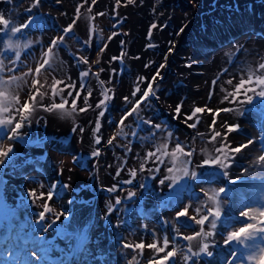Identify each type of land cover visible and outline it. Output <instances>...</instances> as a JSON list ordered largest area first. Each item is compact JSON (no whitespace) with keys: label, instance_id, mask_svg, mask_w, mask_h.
Masks as SVG:
<instances>
[{"label":"bare ground","instance_id":"bare-ground-1","mask_svg":"<svg viewBox=\"0 0 264 264\" xmlns=\"http://www.w3.org/2000/svg\"><path fill=\"white\" fill-rule=\"evenodd\" d=\"M66 1L68 2V4L71 2L73 6V4H75L78 0L77 1L66 0ZM123 1L124 3L126 2V0H123ZM189 2H195L196 7L197 6L199 7L200 17L199 18L197 17L195 21H192L193 11H192V8H190L189 6ZM102 3L105 6L107 5V2L105 0H103ZM123 7L124 8H122L121 10H118V14L121 12L122 18L119 17L120 18L119 19L117 15V21L114 27L111 29H107L105 31L104 33L105 39L101 40L100 45H98L97 49L95 50L93 49L95 52V55H93V53H90V52L85 53L83 49L79 48L81 46H77L81 52V56H86L90 62H91L92 57H94L93 58L94 62L97 61V59H99L100 61V63L98 64L96 63V65H99L98 67L96 65L94 67H91L90 62H89V65H84L85 68L87 69L90 66L92 68V71L95 72L99 68L103 67L105 71L101 73V77L108 80L110 77V74L114 71V63H112V59H111L112 56H115V55L119 56V54L123 52L125 56H127V61H126L128 65V73L126 74L127 78L126 77L124 78L125 79L124 85H121V87L117 88L116 83L111 84L110 86L113 88H116L117 91L121 92L122 95L131 97V92L134 89L137 77L146 76V77H149L150 79L151 76L157 70L158 66L164 62V57L167 54V66L164 67L161 71V75L163 76V79L160 80L159 78H157V84L159 85V92H158L159 99L151 98L150 106H147L146 104L141 105V109H143L141 116L145 119L147 118V116L145 115V110H149V111L152 110L155 115L163 116V118H165L168 115L173 117L174 109L177 106V104L180 103L181 101H183V107L181 109V114H180L182 118L184 116V113L190 112L194 106L203 107L207 105L208 107H211L214 109L223 108V107H233L237 109L243 108L244 109L243 116L237 115L235 112L221 113L220 117L217 118V125H216L217 130H221L223 132L224 129L221 128V124L223 122L226 121L229 124H232V123L239 124L240 130L228 135V140L229 142H231L233 147L237 146L240 143H246L249 138H252L255 141H257L256 143H252L248 148L243 149L241 153L236 154L235 163L233 164V167L228 169V172L230 173L233 179L240 180L241 177L243 179L241 180L240 183L236 185H229L227 181L225 180V178L220 176L219 173L217 172L216 178L212 181L211 184L205 183L207 189L219 188L221 186H226V187L231 188L233 190L231 193H229V195L231 196V200L226 205L224 212H225V215H229V214L232 216L238 215L239 214L238 204H239V200L241 197H244L246 199H251L253 197H259L262 194V191H264V164L257 163L258 156L261 154H264V152H262L261 150L260 143H259L260 136L264 134V105H262L258 99L254 101L252 105H231L228 103L221 104L220 99L225 94L224 92L221 91V86L223 85L225 89L231 90L232 86L227 84L228 79H233V83L235 84L237 80L242 75H244V71H242V69L246 70L247 68L251 67L252 69L255 70L257 69L259 63L264 62V39L258 38L257 36L256 38L247 37L243 39L241 43L238 44L237 47L234 50H231L229 53H225L224 50H219L218 52H214L211 54L210 53L205 54V52H203L204 51L203 49H205L204 46L205 45L211 46V42H204L201 37L205 29H207V27H210L212 21L219 22L222 19H224L225 15H228L231 17L233 15L236 16L237 12H239L240 10L252 12L256 17V20H258L259 24L263 25L264 24V0H243V1H240V0H135L134 4H128L126 2V4H124ZM238 7L240 9L239 11H237ZM61 13H62V17L60 18ZM61 13L59 11V13L57 12V15H59L58 18L63 19V21H65V19L70 20V18L76 15L74 11H69V9H63ZM39 15L41 14L39 13ZM53 15H55V12ZM121 19H124V20L121 21ZM152 24H156L157 27L151 28ZM77 27H78L77 28L78 32L77 30L76 32L73 31L75 33V38H72L74 42H75V39L77 41L79 40L78 35H81V34L88 35L87 33L89 31V24H87V20L85 18H82L79 21ZM181 28H183V32L180 31ZM149 32H151L150 39H149ZM41 35L42 36L40 37H42V40H45L47 42V39L50 37V33L48 32L46 33L45 31V33ZM32 37H30L31 42H32L31 46L28 47V50H26V52L23 51L21 55L22 63L18 65H10L11 67L20 68L22 70L20 71L19 69L13 73L6 72L5 73L6 75L20 73L21 76H23L29 67L34 68L36 66V59H38L42 54V45L44 41L42 42V40H38L37 42H33V41H36L37 39L32 41V39L34 38ZM110 37L111 39H109ZM16 40L20 41L17 39V36H15V41ZM121 41H123V46H121V43H120ZM23 42L24 41H22V44ZM25 42H27V40ZM105 43H107V48L101 53L100 48ZM75 44H77V42ZM173 44H174V51L168 54V50ZM148 45H152V47H148ZM59 55L60 53H58V56ZM135 57H140V58L135 59ZM66 60L65 59L62 60V57H61V61L59 59V62L56 65L57 70L55 72V76L57 79L64 78L66 80L67 77H69L70 69L68 66V62ZM153 61L154 63H151L150 67L145 68L146 63L153 62ZM5 63L7 64L8 61L6 60ZM187 65H191V67H188ZM224 69H228V71L224 72L223 71ZM113 76L114 75L111 76L112 81H113ZM217 76H219V79L216 85L213 87L212 81L216 79ZM40 79H41V82L43 83L44 82L43 72H42ZM31 80H32V77L30 76H25L24 79L22 80V86H21L22 88L20 90V96H22L23 100H26V97L28 96L30 92ZM49 80L52 82L51 75L48 76V82H50ZM25 81H27V83H25ZM146 87H147V84L145 83L141 84V93L137 94L136 99L140 98V95L142 94L143 90ZM153 87L155 88L156 85H153ZM210 90L213 91V95H212L211 100L209 101L208 95H209ZM10 91H11V88H10ZM123 105H124V102H123ZM121 107L122 106H120V110L125 111L127 108H130L131 105H127V106L124 105L126 109H123ZM163 112L164 114H162ZM153 113L152 115H149L151 116L149 118L153 122L156 123V121H154V118H152ZM254 114L257 115L256 119H255ZM5 119H7V117ZM74 120L75 119L73 118H64L60 114H57L52 119H48V121H46L44 118H42L40 114L38 113L32 114L30 116V121L34 125V131H32L33 134L31 136V139H29V141L30 140L32 141H30L29 144L35 141V139H37L41 135L42 136L45 135V132L48 135H51L52 137L56 139H60V137L67 138L70 136L73 142H75L76 145H78L80 148L84 150L83 153L86 157L91 155L92 152H94L92 150L95 149L94 146L91 147V142L93 138L94 122H89V121L85 123L76 122L74 124L73 123ZM211 120H212V116L209 115L207 112L204 113L201 117V123L194 129L197 133H204L203 138L199 136L196 137L195 135H193V138H192L193 141H195V139L198 138L197 140L198 144L195 145L197 151L192 157L194 165L204 159V155L202 154L201 149L207 148L209 152H212L214 149V146H218L216 142L207 143V141L210 140V135H211L209 127H208ZM125 122L128 125L132 124L131 127L135 129V131L139 130V128L136 127L135 120L130 123L128 119ZM193 122L194 121H189V123H193ZM80 126H83V132L80 131ZM141 126H143V127H140V132L142 131V134L140 136L138 135L139 139L137 137L136 144L133 147L134 149L131 148L133 149V152L127 151V154H125L126 153L124 152L125 150L119 151L118 149L125 148L123 146L124 144L123 145L122 143L119 144L120 141H113V145H115L114 148L117 149L116 151L112 150L114 152V155L116 156L114 158L115 160H112L113 158L109 157L106 161L105 168L103 169V173L105 177L104 185L106 186V189L113 185H116L120 181L130 178L128 174V169L136 168L138 170L140 163H141L140 158L144 157L147 151L154 150V140L152 141L150 137L147 135H146L147 138L144 136V133L149 128L148 125H141ZM27 127H28V124H26V126H24L23 129L27 130ZM74 127H76V130H77L75 131L76 133H74L73 131ZM257 127L260 128V130L256 129ZM190 129L192 128H188L186 130V135L187 134L189 135V133L191 132ZM22 133H25V132H22ZM3 136H4V133L0 132V139H2ZM163 136H166L165 131H161L159 135V142L161 141V138ZM141 138L143 140L142 141L143 146L140 145L139 147H137ZM131 139L132 138H130L129 142L133 143V141H135V138L132 140ZM175 140H176V137H175V134H173V137L170 141V149L171 147L175 145L176 143ZM219 140L220 138L218 137L217 141ZM24 141L26 142L28 140L25 139ZM125 142H127L128 144V140L124 141V143ZM155 142L159 143L158 141H155ZM127 144L125 143L126 147H127ZM3 145H6V144L3 143ZM33 149L37 150L38 147H35V146L32 148L29 147V150L31 152H33ZM108 150L105 152L102 151L101 156L103 157L105 153L108 152ZM19 151L20 152L24 151V149H21V147L19 146L17 149V152ZM30 151H28V153ZM66 151L67 152L65 154L68 156L63 155L61 156V159L58 155L53 154L50 162H52L53 160V163L55 166L49 163L50 165L49 167H51V169H54L55 173H57L58 171H61L60 172L62 173L61 174L62 175L61 185L68 184L70 186L69 195L71 196L67 195L64 198V203H61V209H59L56 206L57 209L55 208L54 209L55 211L53 210V213H59L60 211L63 210L65 214L68 216V219H65V216H60L59 219L57 220V222H59L60 224H63L64 226L68 223L69 218L73 216L71 212L68 211L69 208L66 205L67 204L66 201H70V200H74V201L81 200V202L85 201L86 197L89 195V192L83 187L86 186L85 184H87L90 179V177L89 179L88 177H86L87 176L86 174L84 175L83 172H80V170H77L71 165L72 159L70 158V156L71 154L72 155L76 154L77 151L74 149H67ZM35 153L39 154L40 151H36ZM83 153L81 155H83ZM56 161L62 163L59 166V168L57 167ZM124 161H126L127 163L125 164ZM18 166H20V163L18 164ZM125 166L126 168H124V170L121 171L120 175L117 177L116 172L118 171V169H123V167ZM155 166L160 167V172H159L160 175L159 177L157 176L156 179L151 178L152 172L145 171L141 173L138 170L136 182H134V184L131 185V187L130 185L121 184L120 187L124 189V191H118L113 194H110L109 192L105 190V193L110 198V196H124V195L127 196V190H135L137 192V198H138L136 199L139 201L146 194V190L148 191L147 186L150 187L151 193L155 190L156 191L162 190L163 192L168 191L167 183L163 186V188H161V186L158 183L159 180L163 178V176L166 174V167L161 166V165L159 166L158 164H154L152 162H148V164L146 165V167L148 168H154ZM244 169H247V171L245 172ZM198 171L212 172L214 170L213 169H198ZM41 178L42 177L39 176V179ZM138 183H144L146 185V189H139ZM39 184H42L40 180H38V182H32V184H28L25 186L21 185L22 187H20L19 189L15 188V190L11 188L13 184L8 189L5 188L6 186L0 185V209L5 208V209L10 210L11 204L18 203V201L20 200L25 202V200L29 197L28 191L32 189H37ZM42 190L47 192V188L45 186ZM136 199L134 198L133 201L127 200L126 202H124L125 207H120V208H126L127 211L130 210L129 212H126V216H127L126 219L121 218L123 221H125L123 226L119 228L115 227V224L117 222V217H118V215L116 214L117 213L116 211H113L116 213L114 216H111L110 219L109 217L105 216L104 218H102V221H101L102 224L105 225L104 226L105 231L107 232L108 235L111 234L115 230V228L118 230L117 235H116L118 243L116 244H119V245L117 246L114 243V245L112 244L111 247L106 249L107 251L106 255H109V256H112L115 250H117L118 255H119L118 258L116 260L115 258H113L114 262L105 263V262H102L104 256H100L97 260L93 258L95 256V254H93L89 257L90 260L87 261V264H126V257L124 253L127 252L130 254L131 249H127V250L122 249V244L124 243L125 240L129 242H136L140 240L142 236H147V239H145V243L147 244L149 242H152L151 236L143 232L139 224L140 221L138 220L139 218L138 214L131 211L133 206H135V204H132V203H134ZM108 201L104 200V203H107V204L111 202L114 203V200L108 199ZM66 206L67 208L65 209ZM73 206H75L74 203L71 204V207ZM102 212H103V215L107 213L104 208H102ZM109 220L112 222L111 224H109ZM171 222L177 227H179L180 233L191 234L190 231H186L183 226L177 224L175 222V219H172ZM127 223H132L130 229H127V226H126ZM125 231L127 232L125 233ZM223 232H224V229L218 227L217 235L215 237L217 246L214 249H210L211 251H214V256L212 258L201 257L199 258V260H197V258L193 257L192 261L189 262V264H225V261L231 258V252L229 248H231L232 246H229V247L224 246ZM31 235L33 237L32 242L34 243L36 236L34 234H31ZM172 239L173 238H171L170 240ZM119 242H122V243L120 244ZM94 243H97V242H94ZM177 243L181 245H187L188 242L179 240L177 241ZM192 244L195 246L196 241H193ZM33 245L36 246L35 244ZM56 249H57V244L51 246V250H56ZM194 250H196L195 247H194ZM150 252L151 250L145 248L144 253H143V259H140L139 257H137V259H140V264H145V262L149 259ZM163 255L164 253L160 254V256H163ZM127 259H131V257L129 256L127 257ZM175 259L179 262V264H184V262L180 258V253L177 254ZM168 264H171V261H169Z\"/></svg>","mask_w":264,"mask_h":264},{"label":"snow or ice","instance_id":"snow-or-ice-1","mask_svg":"<svg viewBox=\"0 0 264 264\" xmlns=\"http://www.w3.org/2000/svg\"><path fill=\"white\" fill-rule=\"evenodd\" d=\"M11 3V0H8ZM59 2V0H57ZM128 4H134L135 0H126ZM41 0H32L30 6L26 9L27 12L31 13L33 9L39 7ZM88 0H84L83 3L79 4L75 9L76 15L73 19V22L70 23L67 27L62 29V34L52 38L47 46L42 45V54L36 59V66L34 68L29 67L28 70L24 73V76L32 77L30 91L26 97V102L21 104L19 97L15 94H11V98L8 99L10 93V87L17 81H22L23 76H8L5 78L4 75H0V113H9L15 108L16 113L19 115V119L15 116H10L7 119L0 118V131L4 133L2 139H0V166H6L10 162L11 156L14 154V145L15 142L25 138V134L21 132L22 127L30 123L31 113L38 110L39 107H43L44 111L52 112L53 110H58L60 115L64 118H74V113H84L92 109L93 111H98V118L94 124L93 137L94 143L96 145L101 144V138L97 136V133L101 131L100 118L105 116V113L108 111V104L111 100L114 99L115 92L112 87L107 85L112 84V75H115V71L110 74V77L107 81L101 79V73L105 71L103 67L99 68L97 71L93 72L92 68L89 66L87 69L81 70L79 72V83L81 87L77 89L76 81L70 83L66 82L64 78L57 79L55 72L57 70L56 65L59 62V49L60 47H67L66 37L69 39L75 38V33L73 28L75 23L80 19L81 8L84 7V4H87ZM96 0H92L94 5ZM119 3V0H117ZM87 12H92V7H88ZM105 13L100 12L97 15L103 16ZM86 19L95 20L96 16L85 17ZM35 16L29 17L21 25H16L6 18L5 15L0 14V33H3V36H0V46H3L4 51H11L15 53L14 58L6 57L0 52V74L8 72H15V68L10 65H18L22 63L21 61V44L19 42H14L11 37L16 36L17 34L23 35V30L30 29L34 25ZM11 25V26H10ZM156 24H152L151 28H156ZM183 32V28L180 29ZM96 29L95 26L90 27L89 37L94 38ZM72 34L69 37V34ZM115 35V34H114ZM4 36H8L7 41L5 42ZM151 38V32H149V39ZM102 39V37H101ZM111 39V37L109 38ZM31 41L23 45V48H28L31 46ZM85 43H90L85 41ZM123 46V41L120 42ZM171 43V42H170ZM152 47V45H148ZM107 48V43L103 44L100 48L102 53ZM174 51V44L169 48L168 54ZM124 53L121 52L119 56H114L111 59L113 61L120 60L123 62ZM140 57H135L139 59ZM77 63H82L83 65H89V60L86 56L75 57ZM8 61L6 64L5 61ZM96 63H100L97 59ZM151 63L145 64V68L150 67ZM167 66V54L164 57V62L160 64L155 71V73L149 77L139 76L135 82L134 89L131 92V97L124 96L123 102L124 105H131L130 108H127L119 121L117 122V130L114 134L106 141L108 146L113 145V141L117 137H127L129 135L135 137L137 136V131L133 130L130 133L125 131V127H131V125H125V121L129 117H134L136 127L140 128L141 125H148L150 129L156 131H165L166 136L161 138L159 143L154 141V150H149L146 152L145 156L140 158L141 163L139 166V172H153L158 174L160 172V167L148 168L146 165L148 162L158 164L166 167V174L159 180V185L161 188L167 183L169 197L168 200L171 201L172 205L183 204L175 214V222L185 228L186 231H190L191 234L180 233L179 227L173 228V239L169 240L167 232L158 235L154 229H149L147 224L141 225L143 232L151 236V241L145 243L147 236H142V238L136 242H129L127 240L122 244V249L127 250L131 249V253L125 252L126 264H140V259H143V253L145 248L151 250L149 259L145 264H168L171 261V264H179L175 259L178 253H180V258L184 264H189L192 261V258L195 257L197 260L201 257L212 258L214 256V249L217 246L215 237L217 235V229L223 228V244L225 247L232 246L229 248L231 252V258L225 261V264H264V191L259 197H253L251 199H246L241 197L239 200V214L236 216L225 215L224 209L228 202L231 200V193L233 190L226 186H221L219 188H209L207 190L201 189L204 199H201L199 195L195 197L197 206L192 207L191 200L188 203H184L182 200V194L186 190H192L194 184L209 183L216 178L217 172L220 176L224 177L229 185H236L241 182L240 180L233 179L228 172V169L233 167L235 163V155L242 152L243 149L248 148L252 143H256L252 138H249L246 143H240L237 146L233 147L231 142L228 140V135L237 132L240 130L238 123L229 124L228 122H223L221 128L224 129L217 130V118L220 117L221 113H231L235 112L237 115L243 116L244 109L233 108V107H223V108H211L207 105L200 107L194 106L190 112H185L183 116V123L189 128L195 129L201 123V117L204 113H208L212 116V120L208 125L210 130V140L207 143L216 142L218 146H214L212 152H209L207 148L201 149L204 159L195 165L193 164L192 157L196 153L197 149L193 145H185L176 141L175 145L170 149V141L173 137V133L164 128L161 124L154 123L150 118L145 119L141 116L143 109H141L142 104L147 106L151 105V99H159L158 91L159 85L157 84V78L160 80L163 79L161 71L164 67ZM191 67V65H187ZM224 72H227L228 69H224ZM237 82L234 84L233 79H228L227 84L231 85V90L225 89L223 85L221 86V91L225 94L221 97L220 103H228L231 105H252L257 99L259 102L264 105V62L258 64L257 69H252L251 67L247 68ZM44 75V82H41V75ZM52 76V83L48 85V76ZM95 77L98 81L97 88L99 97L95 106L89 102L90 98L93 96V89L88 82L90 77ZM219 76L212 81L213 87L216 85ZM68 81H71V77H67ZM27 83V81H25ZM147 84V87L143 90L139 99H136L137 94L141 93V84ZM64 84L65 87L58 88L59 85ZM50 88L51 100L49 106L43 105V99L48 95V92H42L41 89L45 86ZM153 85H156L154 88ZM198 87V86H197ZM68 96L65 97L62 94L67 90ZM73 92L75 95H73ZM83 93V102L79 106L77 101L80 100L81 94ZM213 91L210 90L208 99L211 100ZM40 97L38 100L37 98ZM59 97V103L55 102V99ZM69 98L72 99V103L69 105ZM7 101V102H5ZM16 105H20L16 107ZM67 106V107H66ZM183 107V101L177 104L174 109V119H181V109ZM200 114V115H198ZM189 121H194L193 123H188ZM73 131H76V127L73 128ZM80 131L83 132V126H80ZM156 131L151 132V137H155ZM197 136L203 138L204 133H197ZM220 138L217 141V138ZM8 140L12 141V144L3 145V141ZM259 143L262 152H264V134L259 138ZM129 151L131 149H128ZM101 154L99 149L94 150L93 157H99ZM126 164L127 162L124 161ZM258 164H264V154H261L257 158ZM198 169H213L212 172H201ZM136 168H129L128 174L129 177L126 180L118 182L116 185H113L106 190L110 194H113L118 191H124L120 187L121 184L133 185L136 182L137 172ZM123 169H118L116 176L120 175V172ZM246 172L247 169H244ZM62 174V173H61ZM155 179V175L151 177ZM70 179V178H69ZM63 189H68V184L59 185ZM43 184H39L37 189H32L28 191V196L32 200H44L42 206V211L38 212L37 220L35 221L37 229L34 231H39L40 233L47 232L49 229H58V234H64L60 230V226L57 224V220L60 216H65V219H68V216L62 210L59 213H53V208L49 206V202L52 201L55 196L57 199L62 198L63 193L56 190L57 185L50 184L47 187V192L43 191ZM139 189H146L144 183H138ZM137 198V192L135 190H127V196H110L111 200H114V203H109L107 205L106 215L110 216L113 211L118 212L117 222L115 224L116 228L123 226L125 221L121 219L122 213H119V208L123 204L124 200H133ZM138 199V198H137ZM73 201H69L72 203ZM164 206L168 207L169 204L167 201L164 202ZM190 209L192 214H190ZM124 211H127L125 208ZM52 213V215L47 217L46 214ZM182 218H186L182 220ZM46 221V222H45ZM112 222L109 220V224ZM170 221L163 220L165 226L169 225ZM196 225H199V229L196 230ZM67 239L71 240L73 238L77 239L81 246L84 245L87 236L84 230H80L75 237L66 236ZM183 240L187 241V245L178 244L177 241ZM193 241H196V245L192 244ZM27 243V241H25ZM34 244L37 245L33 247L31 251L28 252V257L34 259L37 264H44L48 261V249L46 245L50 244L37 236L35 238ZM194 247L196 250H194ZM171 249V250H169ZM161 253H164L163 256H160ZM131 259H127V257ZM139 257L140 259H137ZM49 264H54V262H49Z\"/></svg>","mask_w":264,"mask_h":264},{"label":"rangeland","instance_id":"rangeland-1","mask_svg":"<svg viewBox=\"0 0 264 264\" xmlns=\"http://www.w3.org/2000/svg\"><path fill=\"white\" fill-rule=\"evenodd\" d=\"M105 1L107 2L106 6L102 3L103 0H96V3L94 5L92 4V0H88V3L84 4V7L81 8L80 19L75 23L76 28L75 27L73 28V31L76 32L78 28L77 25L82 18L91 17L95 15L96 19L94 21L91 19L85 18L87 20V24H89V29L90 27L95 26L96 32H95L94 38L90 39L89 31H88L87 33L88 35H82V34L78 35L79 40L77 41L75 39V42L72 39L66 38L65 42H66L67 47L65 48L62 46L59 49L60 61H61V57H62V60L67 59L66 61L68 62V66L70 69L69 76L71 77V81H68L66 79V82L70 83L72 81H77L76 82L77 89L81 87L79 83V79H78L79 71L86 69L82 63L78 64L77 60L75 59V57L81 56V52L79 48L83 49L85 53L90 52V53H93V55H95L94 50L98 48V45H100L101 40L105 39L104 37L105 31L107 29H111L114 27L117 21V15H118V18L119 17L122 18L121 12L118 14V10H121L122 8H124L123 5L126 4V2L124 3L123 0H119V3H117V0H105ZM240 1H243V0H240ZM83 2L84 0H78L75 3L76 5L73 4L72 6V3L70 2L68 4L66 0H59V2H57V0H41L39 7L36 9H33L32 12L29 13L26 11V9L30 6V4L32 3V0H11V3H9L8 0H0V14L5 15L6 18L11 17L12 19L10 18V20L14 22L16 25H21L24 23L23 20L25 21L26 18L28 19L29 17H32L33 15L35 16L34 25L30 29L23 30V35H20V34L16 35L17 39L20 41H17V40L15 41V36L11 37L13 41L21 43L22 45L21 55H22L23 51L26 52V50H28V48L27 49L23 48V45L26 44L28 41H31L30 37L33 36L34 38L32 37L33 38L32 41L37 39L36 41H33V42H37L38 40H42V37L40 36H42L41 34H44L45 31L46 33L47 32L50 33V37L47 39V42L45 40H42V42L43 41L45 42V43L43 42V46H47L50 40L52 39V37L54 38L62 34V29L64 27H67L70 23H72L73 19L75 18V15H74L72 18H70V20L65 19V21H63V19H60L62 17V13H61L62 10L69 9V11L75 12V9L77 8V6ZM90 6L92 7L91 13L87 12V9H88L87 7H90ZM189 6L190 8H192V11H193L192 21H195L197 17L198 18L200 17L199 7L198 6L196 7L195 2H189ZM239 10L240 9L238 7L237 11ZM17 11L19 13L21 11L22 12L19 14ZM59 11L61 13L60 18H58L59 15H57V12L59 13ZM54 12H55V15H53ZM100 12H103L105 14L103 16L97 15V13H100ZM247 12L248 11L240 10L239 12H237L236 16L233 15L231 17L228 15H225L224 19H222L219 22L212 21L210 27H207V29H205L201 37L204 42H211L212 47L205 45L204 46L205 49H203L204 50L203 52H205V54H208V53L211 54L214 52H218L219 50H224L225 53H229L231 50H234L237 47V45L241 43L243 39L247 37L256 38L257 36L258 38L264 39V24L260 25L258 20H256L255 15L252 12H248V13ZM39 13L41 15H39ZM123 20L124 19H121V21ZM38 31L39 33L40 32L42 33L39 34ZM0 36H3V33H0ZM71 36L72 34H70L69 37ZM3 38L6 42L8 39V36H4ZM26 40L27 42H25ZM89 40H90V43H85V41H89ZM22 41H24L23 44H22ZM76 42L77 44H75ZM77 46H81V47L78 48ZM0 52H2L3 55L6 57L12 58L15 56L14 55L15 53L11 51H4L3 46H0ZM93 58L94 57L91 58V62L89 61L91 67H94L96 65V61L94 62ZM126 61H127V56L125 55H124L122 63L120 60H115V61L112 60V63H114V71L116 73L113 76L112 84L116 83L117 88L121 87V85H124V81H125L124 78L125 77L127 78L126 74L128 73V65ZM96 66L98 67L99 65H96ZM15 69H16L15 71H17L20 68H15ZM21 70L22 69H20V71ZM5 73H2L0 75H4L5 78H7L8 76H12V75L21 76L20 73L19 74L15 73L12 75L11 74L6 75ZM23 77L25 76L23 75ZM100 78L107 81L103 77H100ZM87 79L93 89V96L90 98L89 102L94 107L98 98H100L98 94V88L96 85L98 84V81L95 79V77H92L91 75ZM51 83H52L51 81L48 82V85H50ZM21 86H22V81H17L16 83H14L10 87L11 91L9 89L10 97H8V99L11 98V94H15L19 97V100L21 103L23 102L25 103L26 100H23L22 96H20V90L22 88ZM64 86H65L64 84H61L58 86V88H63ZM107 86L111 87L110 85H107ZM113 89H115L114 99L111 100L110 103L108 104V111L105 113V116L103 118H100L101 131L100 133L96 134L97 136L101 138V144L96 145L93 142L94 137L92 138V142H91V147L94 146L95 149H99L100 152L102 151L105 152L109 149L108 152L105 153L103 157L101 156V154L99 157H93V152L91 154L92 156L89 155L86 157L83 153L84 150L80 148L78 145H76L75 142H73L72 138H70V136L67 138L60 137V139H56L52 137L51 135H48L45 132V135H43L44 137L41 135L40 137L35 139V141L29 144V142L32 141V140L29 141V139H31V136L33 134L32 131H34V125L30 121V123L28 124L27 130L23 129L22 127L21 132H25L24 134H27L29 136L25 135L24 139H21L15 142L14 154L11 156L10 162L7 163L6 166L4 167L0 166V185H4L6 186L5 188L8 189L13 184L11 188H13L14 190L15 188L19 189L20 187H22L21 185L25 186L28 184H32V182H38V180H40L46 188L50 184L57 185L56 190L63 193L62 198L57 199L54 196L52 201L49 202V206L52 207L53 210L55 208L57 209V207L61 209V203H64V198L67 195H69L70 186L66 190L59 186L61 185V176H62L60 173L61 171H58L59 170L58 169L57 170L58 172L55 173V170L49 167L50 166L49 163L54 165L53 160L52 162H50L53 154L58 155L61 159V156L66 155L65 153L67 152L66 151L67 149H74L77 151V153L74 155L71 154L70 156V158L72 159L71 165L77 170H80V172H83L84 175L86 174L87 175L86 177H88V179L90 177L89 182L85 184L86 185L85 187H83L89 192V195L86 197V200L83 201L84 203L81 202V200H78V201L70 200V201H74L72 203H69V201H66L67 203L66 205L69 208L68 211L71 212L73 216L69 218V221L65 226L57 222V224L60 226V230H62L64 234H58V231H59L58 229H49L47 232H43V233H40L38 230L34 231V229H37V225L35 223V221L37 220L36 214L42 211L44 200H39V199L32 200L30 197H28L25 200V202L20 200L18 201V203L11 204L10 210L1 208L0 209V264H37V262L34 259L28 257L27 255L28 252L31 251L33 247H35L33 245L34 243L32 242L33 237L31 234H34L36 237L39 236L43 240L50 242V244L46 245L48 249V261L44 262V264H49V262H54V264H87V261L90 260L89 257L93 254H95L93 258L97 260L100 256H104L102 262H105V263L114 262L113 258H115V260L118 258L119 255H118L117 250H115L112 256L106 255V252H107L106 249L111 247L112 244L114 245V243L115 244L118 243L117 237H116L118 230L115 228V230L111 234L108 235L107 232L105 231V227H104L105 225H103L101 222L102 218H104L105 216L109 217L110 219L111 216H114L116 213V212H112L113 214L111 213V215L108 216L106 214L103 215V212H102V208H104L106 212L108 210L107 209L108 204L104 203V200L108 201V199H110L104 190L106 189V186L104 185L105 177H104L103 169L105 168L106 161L109 157L110 158L112 157L113 158L112 160H115L114 158L116 156L114 155L113 151H116L117 149L114 148L115 145H113V147L108 146L106 141L117 130V122L119 121V119L121 118L124 112L123 110H120V106H122L121 108L126 109V107H124L123 105V97L125 95H122L121 92H118L116 88H113ZM30 91H34V90L30 89ZM41 91L48 92V95L45 96L43 99V105L49 106L50 103L52 102L50 88L46 85L45 88L41 89ZM68 91H71V89H67L62 95L67 97ZM73 95H75L74 92H73ZM37 99L39 100L40 97H38ZM56 101L57 103L61 102L59 97L55 99V102ZM82 102H83V93L81 94L80 100L77 101L78 108L82 104ZM71 103H72V99L69 98V105ZM19 106L20 105H16V107H19ZM98 111L99 110L93 111L92 109H90L89 111L84 112V113H80V114L78 112L74 113L73 119L75 120L73 123L74 124L76 122L85 123L89 121V122H94L95 124L98 118ZM36 113L40 114L42 118H44L46 121H48V119H52L55 115L60 114L58 110H53L52 112L44 111L43 107H39L38 110L32 112L31 115L36 114ZM152 113H153L152 110L151 111L145 110V115L147 116L146 119H149V117H151L149 115H152ZM162 114H164V112ZM10 116H15L17 119H19V115L16 113L15 108H13V110L9 113H0V118L5 119L6 117L9 118ZM254 116L256 119L257 115L254 114ZM152 118H154V121H156V123H159L161 125L164 124L162 125L163 127L165 126V128H167L169 131L175 134V137H176L175 142L178 140L182 144L189 145V146L193 144L195 146L196 144H198V141H197L198 138L197 139L194 138L195 141L192 140L193 135L197 137V134H196L197 132L193 128H192L193 130L190 129L191 132L189 133V135L188 134L186 135V130L189 127H187L185 123L182 122L183 121L182 117L181 119L177 120L171 117L170 115L163 118V116H157L153 113ZM128 119L130 123L135 120L134 117H129ZM125 125L127 126L128 124L125 122ZM140 127H143V126H140ZM256 129L260 130V128L258 127ZM133 130L135 129H133L132 127H125V131L129 133ZM152 131H156V130L154 129L150 130V128H148V130L145 132L146 134L144 133V136L146 138L147 136H149L152 141L154 140V141L159 142V135L161 131H156L155 137H151ZM74 133L76 132L74 131ZM141 134H142V131L140 132V128H139V130H137V136L135 137L131 135L127 136L126 138L117 137L115 141H120L119 144L121 143L122 145L124 144L123 146L126 148V149L122 148L118 150L119 151L125 150L124 152H126L125 154H127V151H129L128 149H131L135 146L137 137L138 135L140 136ZM130 138L132 139L135 138V141H133V143H130L129 142ZM25 139L28 141L25 142L24 141ZM127 140H128V144L127 142H125L127 144V147H126L124 141H127ZM142 141L143 140L141 138L137 147H139L140 145L143 146ZM3 143H5L6 145H9V144H12V141L5 140L3 141ZM19 146L21 147V149H24V151L17 152V149ZM34 146L38 147V149L37 150L33 149V152H31L29 150V147L32 148ZM133 149H131L129 152H133ZM28 151L30 152L28 153ZM36 151H40V153L36 154L35 153ZM82 153L83 155H81ZM19 163H20V166H18ZM61 164H62L61 162H57V167L59 168ZM156 167L158 166H155L154 168ZM124 168H126V166L123 167V170ZM153 174H155L156 178L157 176L159 177L160 175L159 173L156 174L152 172V176ZM39 176H41L42 178L39 179ZM204 185L205 183L194 184L192 190H186L182 194V200L184 201V203H188L191 200L192 207L195 208L197 206L195 197L199 195L201 199H204L203 193L201 191V189L207 190L206 185L205 186ZM147 188H148V191L146 190V194L142 197L141 200L138 201L135 198L136 200L134 201V203H132V204H135V206H133L131 211L138 214V217H139L138 220L140 221L139 223L140 226L143 224H147L148 228L150 227V229H154L158 235L163 234L164 232H167L169 236V240H170L171 238H173V235H174L172 228L177 227L171 222V220L175 218L174 216L176 214V211L180 207H182L183 204H178V205L173 206L171 201L168 200L169 191L163 192L162 190L160 191L155 190L151 193L150 187L147 186ZM119 197H125V195L119 196ZM126 201L127 200H124L123 204L120 207H125L124 202ZM165 201L168 202L169 204L168 207L164 206ZM73 203L75 206L71 207V204ZM67 206L65 207V209L67 208ZM124 209L125 208H119V213H122L121 215L122 219H126L127 218L126 212L130 211V210L124 211ZM116 214L118 215V212ZM190 214H192L191 209H190ZM49 215H52V213L46 214V221ZM182 219L185 220L186 218H182ZM163 220L170 221L169 225L165 226L163 224ZM131 224L132 223L126 224L127 229L131 228ZM197 227H196V230L199 229V225ZM80 230H84L87 236V239L85 240V243L83 246H81L79 242L77 241V239L75 238L71 240L66 238V236L75 237V234H77ZM126 232L127 231H125V233ZM25 241H27V243H25ZM93 241L97 243H94ZM119 243L121 244L122 242H119ZM55 244H57V249L51 250V246ZM116 245L118 246L119 244H116Z\"/></svg>","mask_w":264,"mask_h":264},{"label":"clouds","instance_id":"clouds-1","mask_svg":"<svg viewBox=\"0 0 264 264\" xmlns=\"http://www.w3.org/2000/svg\"><path fill=\"white\" fill-rule=\"evenodd\" d=\"M7 147V145H5V148Z\"/></svg>","mask_w":264,"mask_h":264}]
</instances>
